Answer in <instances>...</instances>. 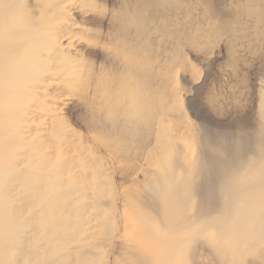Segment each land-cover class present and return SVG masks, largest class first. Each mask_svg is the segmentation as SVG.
Returning <instances> with one entry per match:
<instances>
[{
  "label": "rangeland",
  "instance_id": "rangeland-1",
  "mask_svg": "<svg viewBox=\"0 0 264 264\" xmlns=\"http://www.w3.org/2000/svg\"><path fill=\"white\" fill-rule=\"evenodd\" d=\"M15 4L36 30L55 31L44 58L64 66L68 62L76 75L65 77V83L53 74L57 70L46 73L47 79L33 90L22 156L28 152L33 163L19 168L30 166L43 176H32L28 193L16 186L9 193L13 215L18 223L25 221V232L0 264H160V257L171 261L176 255L178 264H264V232L261 241L250 244L240 226L242 191L236 187L227 199L222 196L225 177L264 163V0ZM49 4L56 11L53 20L38 26ZM3 9L7 10L6 0L0 4V12ZM131 85L148 95L155 114L144 142V128L133 142L106 123L116 105L130 106ZM99 109L104 116H98ZM92 113L105 122L97 126L98 117ZM162 113L165 120L159 123ZM120 142L125 144L122 151L116 149ZM187 173L192 177L187 179ZM56 178L61 182L57 197H41ZM39 185L42 190L36 191ZM75 186L81 190L72 189ZM260 207L254 208L256 214ZM58 213L71 220L73 229L66 239L51 231L49 219ZM179 237L180 242H173ZM140 251L148 257L136 260L143 255Z\"/></svg>",
  "mask_w": 264,
  "mask_h": 264
},
{
  "label": "bare ground",
  "instance_id": "bare-ground-1",
  "mask_svg": "<svg viewBox=\"0 0 264 264\" xmlns=\"http://www.w3.org/2000/svg\"><path fill=\"white\" fill-rule=\"evenodd\" d=\"M2 1H4V0H0V4L2 3ZM6 5H7V10L3 9L0 12V259H3L8 254V252L11 251L10 250L11 245H13V244L17 245L19 235H22L25 232L24 231L25 221L23 220V221H21V223H18V221L16 220V218L13 215V207H12V204L10 202L11 199H9L10 191L12 190V188L14 189V187L16 186L17 188H20L23 192L28 193L30 191L31 185H32V183H30L32 176L36 173H38V175H37L38 177L43 176L39 171H37L38 169L35 170L30 166H26L22 170L19 168L20 165H23V164L26 165V164L33 163L32 160H29L27 158L28 152L26 153V157L24 159H22V156L26 152V139L24 136L25 128L27 127L26 125L29 122L28 116L31 114V109L34 106L32 104V102H34V100H35L34 97L32 96L33 90L34 89L36 90L37 88H39L40 84L47 79L46 73H51L52 71L57 70V72H55L53 74H57L58 76L62 77V79L65 83L68 82L65 79V77H69L71 79L72 76L76 75V71H74V68H72L68 62H66V66H64V65H61L59 61H51L50 57H47V59L44 58V56H45L44 51L48 47H50L52 44L51 43L52 40L49 41V37H54L55 31L45 33L43 28H39V29L37 28V30H36L35 29L36 27H34L30 21H28L27 19H23L20 16V11L16 7L15 0H6ZM51 5L52 4H49L47 6L45 17H40L38 19V22H37L38 26H41V25L45 26V24H47L53 20V14L56 11L54 9V6L53 5L51 6ZM59 11H60V9H59ZM67 15H69V14H67ZM5 19H7V20L5 22H3ZM47 30L48 29H46L45 31H47ZM46 35H47V39L45 38V40H43L42 38H44V37H42V36H46ZM109 40H110V38H109ZM59 45H61V44H59ZM107 49L108 48L106 47L104 50H106V52L110 51V49L109 50H107ZM120 57L122 58V56H120ZM69 67H71V68H69ZM76 70H78V69H76ZM128 74H130V73H128ZM138 74H139V72L137 73V75ZM49 75H51V74H49ZM76 80H77V78H76ZM51 83H54V82H51ZM88 84H89V82H88ZM130 84H134V83L130 82ZM96 86H97V84L94 86V89H97ZM131 86H132V88H134L136 86V84L134 87H133V85H131ZM90 88H91V86H90ZM126 91H128V90H126ZM69 94H71V93H69ZM114 95H116V92ZM83 96H85V95H83ZM69 97H70V95H69ZM119 97H122V96L120 95V96H118V98ZM127 98L126 99L128 100V103L130 106L123 108L124 106L119 107L115 104L116 106L115 107L113 106L114 110H112V113H110V115H109V112H110L109 106L112 103L109 102L107 111H108V115L110 118L109 119L110 122L107 119L108 121H106V123L108 122L109 127L112 126L114 128V130L119 131V133L121 132L122 135L125 136L127 134V136H125V137L130 138V140L131 141L133 140V142H136V140H137L138 130H142V128H144L143 129V132H144L143 142H144L146 140V136H148V133L150 132L152 123L154 122L155 114H154V111L151 107V100L148 97V95H146L144 93V91L142 93V91H140V89L138 90L137 88H134L133 90H131V92H129L127 94ZM91 99H93V98H91ZM42 100H44V99L42 98ZM94 101H95V98H94ZM44 102H45V100H44ZM86 103H88V102H86ZM50 105H51V103H50ZM87 106H89V105H87ZM87 106H85V107L87 108ZM92 106H93V104H92ZM54 107H56V106H54ZM89 107H91V106H89ZM111 107H112V105H111ZM91 108H87V109H91ZM103 108H105V107L103 106ZM100 109H99V113L101 112ZM104 110H106V108ZM94 114L92 113L93 117L97 116V114L95 116H94ZM101 115L104 116L103 113L98 115V116L101 117ZM88 117H90V116H88ZM163 117H165V113H162V116L160 118L158 117L159 123H162L165 120V118H163ZM121 118L125 121L124 124H121ZM83 119L85 120L84 117H83ZM97 119L99 120V117ZM100 119H102V118H100ZM86 120H88V119H86ZM86 120H85V123L88 124V122H86ZM103 121L100 122V120H99V122H97V126H99L98 125L99 123L103 124ZM110 124H112V125H110ZM122 125H124L125 127H123ZM95 126H92V127H95ZM86 127L88 128V125H86ZM103 127H104V125L102 127L100 126V128H103ZM105 129H104V131H106V133H107L108 129L107 130H105ZM93 130H94V128H93ZM93 130L90 129V131H93ZM97 130H96V132L99 131V130L98 131ZM111 132H113V131H111ZM101 133L103 135V130L101 131ZM256 139H258V138H256ZM176 141H178V140H176ZM176 143L177 142H175V144ZM168 144L171 145L170 143H168ZM166 145H167V143H166ZM87 147L90 148V146H87ZM116 149L119 151L124 150L125 149L124 142L118 143L116 145ZM199 150H200V148H199ZM199 150H198V152H199ZM168 154H170V153H168ZM170 156H171V154H170ZM167 158H168V155H167ZM163 159H164V157H163ZM165 160H163L162 163H166ZM168 160L169 159H167V161ZM172 160H174V159L172 158ZM215 160H216V158H215ZM251 160H252V157H251ZM253 161H255V160H253ZM253 161L248 163V164L251 166V163H253ZM76 162H78V166H80V165L84 166L83 161L80 162V164H79V161H76ZM174 163L176 164L175 161H174ZM242 164H243V162H242ZM261 164L264 165V163H261ZM261 164H259V166ZM137 165H139V164H137ZM205 165H207V164H205ZM167 166H166V168H167ZM262 166L258 167V168L256 167V170H253V171H248V169H245L246 167H244L245 171L247 170L246 172H242L240 175H236L235 177L228 176L222 180V193H223L222 196L224 197V199H227L229 197L230 190L233 188L238 187L239 188L238 190L242 191V193L239 195V203H238L239 207L241 208L240 214H239L240 215L239 222H240V226L244 230L243 232L246 235L245 236V240H246L245 242L250 243V244L252 242L256 243V241H258V240L261 241L262 234L264 232V194L262 195V193L259 192L260 190H264V166L263 167ZM161 168L162 167L160 166V169ZM252 168H251V170H252ZM168 169L171 170L170 167ZM168 169H166V174H167ZM201 169H203V168H201ZM192 170H194V169H192ZM192 170H191V172H192ZM59 171L60 170H58L57 173H59ZM74 172H76V171H74ZM93 172H95V171H93ZM200 172H201V170H200ZM69 173H71V170L69 171ZM43 174H46V170L43 172ZM180 174L181 173L179 172L178 175H180ZM190 175H192V173ZM190 175L188 174L185 176H187L186 178L188 179V178L192 177ZM193 176H195V174ZM135 178H137V177H135ZM185 179H184V181H185ZM187 179H186V181L188 182L189 180H187ZM33 181H35V180H33ZM39 182H40V184L43 183V181L41 179H39ZM59 183H61L60 179L56 178V181L49 183L46 191L42 190V185H39L38 187L36 186L35 190L36 191H38V189L42 190V192L39 193V195L41 197L43 196L48 200H49V198L54 199V196L57 197L56 191L58 190V187H59L58 184ZM111 183H113V182H111ZM184 185L186 188L188 187L186 185V183ZM66 186H68V185H66ZM189 186H191V185L189 184ZM188 188H190V187H188ZM72 189H75L76 191L81 190V188L78 186H75ZM33 190H34V188H33ZM153 190H155V189H153ZM181 190H182V188H181ZM188 191H189V189H188ZM113 192H115V190ZM254 192H256V194ZM120 196H121V198H124V197H122V195H120ZM151 196H153V195H151ZM182 197H183V195H182ZM178 198L180 199V197H178ZM38 200H39V198H38ZM114 201H115V199H114ZM249 201H252V202L248 205ZM115 203H116V201H115ZM29 204H30V202H29ZM36 205H38V203ZM111 206H112V204H111ZM257 206H261L260 208H262V211L260 213L256 214V210H254V208H256ZM52 207H53V205L51 206V208ZM174 209H175V207H174ZM51 210H53V209H51ZM113 210H114V208H113ZM50 215L53 216L54 215L53 212ZM125 219H127V218H125ZM69 220H68V218H62L60 216V213H58V216L56 218H53L52 221L49 219L50 225L52 226L51 231L53 230L54 232L53 231L52 232L55 235H57L59 237H63L62 239H66L67 236L69 235V233H67V231L68 230L70 231L73 229L72 227H70L71 223H69ZM85 220H86V218H85ZM151 221H152L151 218H150V220L147 219V220H145L144 224H146V226H148V224ZM70 222H71V220H70ZM118 222H119V220H118ZM165 222H166V220H165ZM83 224H84V222H83ZM123 224H124V221H123ZM131 224L129 226H131ZM116 225H118V224H116ZM208 225H210V223ZM236 225H238V224H236ZM118 226L121 227V225H118ZM156 227H158V226H156ZM210 228H211V226H210ZM234 228H236V226ZM146 232H148V231H146ZM154 232H156V234H158L157 231H154ZM168 232H169V230H168ZM198 232L199 231L196 229V231L194 233L197 234ZM233 232H235V229ZM233 232H232V234H233ZM41 233H43V232H41ZM234 234H236V233H234ZM125 236H126V234H125ZM235 236H233V237H235ZM49 237H47V239ZM225 238H226V236H225ZM124 241H126V240H124ZM180 241H181V237L173 239V242H180ZM105 242H107V241H105ZM129 242H131V241L129 240ZM241 244H243V243H241ZM124 245H125V243H124ZM245 245L246 244H244V246ZM102 246H103V244H102ZM59 248H61V247H59ZM14 249H15V251L17 250V248H15V247H14ZM15 251L13 250V252H11L10 254H14ZM80 251H81V249H80ZM140 254H143V255L135 256L136 260L138 258L145 259L144 254L147 255L148 253H146V251H140ZM86 257L87 256H84V258H86ZM147 257H148V255H147ZM179 258H178V255H176L173 259H171V261L164 260V259L162 260V257H160L159 260H161L160 264H162V263L163 264H178ZM73 260H74V257H73ZM134 262H133V264H134ZM170 262H172V263H170ZM154 263L155 262L153 261L152 264H154Z\"/></svg>",
  "mask_w": 264,
  "mask_h": 264
}]
</instances>
